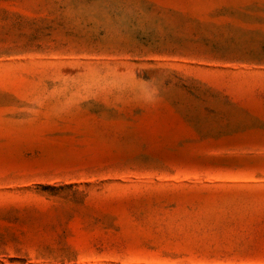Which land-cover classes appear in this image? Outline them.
Returning <instances> with one entry per match:
<instances>
[{
  "label": "rangeland",
  "instance_id": "374dc122",
  "mask_svg": "<svg viewBox=\"0 0 264 264\" xmlns=\"http://www.w3.org/2000/svg\"><path fill=\"white\" fill-rule=\"evenodd\" d=\"M0 264H264V0H0Z\"/></svg>",
  "mask_w": 264,
  "mask_h": 264
}]
</instances>
